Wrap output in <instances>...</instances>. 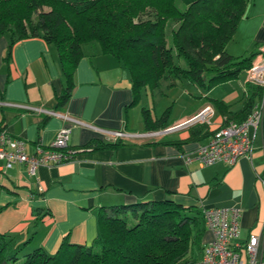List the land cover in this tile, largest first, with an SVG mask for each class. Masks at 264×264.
<instances>
[{
	"label": "crops",
	"instance_id": "0c3cea01",
	"mask_svg": "<svg viewBox=\"0 0 264 264\" xmlns=\"http://www.w3.org/2000/svg\"><path fill=\"white\" fill-rule=\"evenodd\" d=\"M8 46L9 39L1 37L0 132L25 141L28 155H33L38 145H50L58 131L68 127L72 129L69 148L75 151L73 161L41 167L35 176H30L23 164H16L5 174L0 172V235L13 238L14 247L29 253L42 248L53 256L67 236L71 243L89 247L99 237L102 209L166 200L201 210L240 209L241 240L252 234L262 236L264 119L254 135L251 158L243 157L232 167L223 163L201 167L185 161L186 155L193 157L225 125L221 105L214 101L222 103L232 115L243 110L251 95L247 71L235 79L237 82L209 90L184 79L174 80L171 89L146 90L139 104L132 106L134 94L128 70L104 55L99 44H87L74 75L72 96L57 110V97L66 83L56 49L42 37L29 38L17 42L6 61ZM227 52L234 58L254 55L251 64L264 56V0H249ZM183 81L190 87L179 93L176 104L161 116L154 115L155 96H167ZM148 92L153 107H140L149 98ZM206 107L214 110L209 125L195 124L159 137L140 138L150 131L144 122V109L153 121L163 119L169 110L170 128L194 118ZM48 111L87 126L50 116ZM118 131L134 138L122 140L124 145L120 147H103L119 141L107 135ZM213 239V233L206 230L201 249L194 254L196 263L202 259L204 246Z\"/></svg>",
	"mask_w": 264,
	"mask_h": 264
},
{
	"label": "trees",
	"instance_id": "16d2710c",
	"mask_svg": "<svg viewBox=\"0 0 264 264\" xmlns=\"http://www.w3.org/2000/svg\"><path fill=\"white\" fill-rule=\"evenodd\" d=\"M248 5L249 0H0V38L9 36L6 61L15 44L29 38L42 37L56 49L66 83L57 110L72 96L83 46L97 43L128 70L136 106L146 90L167 82L166 89L184 79L209 90L248 71L254 55L234 58L227 52ZM249 90L239 115L214 101L226 119L223 127L250 116L262 90ZM168 114L153 121L144 109L149 132L168 129ZM123 145L119 140L103 147ZM98 224L92 246L73 244L67 236L55 255L39 248L23 260L14 239L0 235V264H197L194 254L206 232L203 210L172 200L102 209Z\"/></svg>",
	"mask_w": 264,
	"mask_h": 264
},
{
	"label": "built area",
	"instance_id": "2783aa9c",
	"mask_svg": "<svg viewBox=\"0 0 264 264\" xmlns=\"http://www.w3.org/2000/svg\"><path fill=\"white\" fill-rule=\"evenodd\" d=\"M247 83L262 90V97L255 105L250 116L243 122H231L219 129L210 142L198 149L192 156L186 155L187 163L197 162L201 167L223 163L234 166L243 157L251 158L254 152V135L264 119V56L258 57L247 71ZM33 111L39 109L30 108ZM70 120L80 126L83 122L72 120L56 112H47ZM214 110L206 107L194 118L170 127L164 132H148L140 136L151 139L179 131L195 124H210ZM87 126V125H86ZM253 132V134L251 133ZM72 129H60L54 141L48 146L38 145L33 155L27 153V143L0 132V172L5 174L16 164L27 166L30 176H35L41 167L57 166L74 160L75 151L70 150L69 142ZM112 140L134 138L124 132H107ZM264 186V182H263ZM206 230L213 233L214 239L203 248V256L197 264H264V232L262 236L250 235L241 240L242 211L237 208H212L203 210Z\"/></svg>",
	"mask_w": 264,
	"mask_h": 264
},
{
	"label": "rangeland",
	"instance_id": "374dc122",
	"mask_svg": "<svg viewBox=\"0 0 264 264\" xmlns=\"http://www.w3.org/2000/svg\"><path fill=\"white\" fill-rule=\"evenodd\" d=\"M150 17H146L144 19H148ZM170 36H171V32H170V29H167V40L170 42ZM8 39H9V36H6ZM179 63L185 67V64L182 60L179 61ZM235 82H237L235 80ZM234 82V83H235ZM166 84L163 85V88L162 90H165V87ZM187 87H190L188 86L187 82L186 81H183L182 83H178L177 86L174 88L173 91L169 92L167 96H163V95H160V94H157L155 96V101H156V104L154 106V115L156 116H161L163 114V112L170 106H172L173 104H176L175 103V100H177L178 98V95L179 93L186 89ZM226 87V86H225ZM195 89H197L196 87L195 88H192V90L195 91ZM198 90L201 92V93H206L203 89L201 88H198ZM148 96L149 98H145L143 100V102L141 103V106L140 107H147V106H151L153 107V97H152V94L150 92H148ZM178 105H179V102L177 103V107L175 108V110L178 108ZM177 135H171L170 137H176ZM29 252H24L22 251L20 254H19V257L21 258V260H23L24 258V255L28 254Z\"/></svg>",
	"mask_w": 264,
	"mask_h": 264
}]
</instances>
